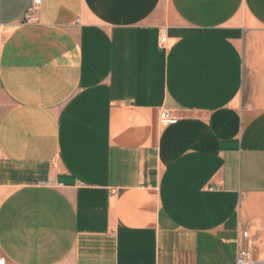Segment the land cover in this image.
<instances>
[{"label":"crops","instance_id":"obj_1","mask_svg":"<svg viewBox=\"0 0 264 264\" xmlns=\"http://www.w3.org/2000/svg\"><path fill=\"white\" fill-rule=\"evenodd\" d=\"M242 232L264 259V0H0L4 264H236Z\"/></svg>","mask_w":264,"mask_h":264},{"label":"built area","instance_id":"obj_2","mask_svg":"<svg viewBox=\"0 0 264 264\" xmlns=\"http://www.w3.org/2000/svg\"><path fill=\"white\" fill-rule=\"evenodd\" d=\"M39 0H34V4L37 5ZM166 30L161 29L160 34V44L163 45L166 43ZM160 120L164 122H174L175 118L172 117L168 112L163 111L159 115ZM248 232H242L241 236L237 242V257L236 264H264V259L254 258L251 252V246L249 245ZM0 264H4V260L0 259Z\"/></svg>","mask_w":264,"mask_h":264}]
</instances>
